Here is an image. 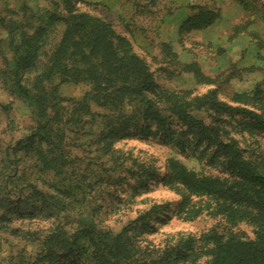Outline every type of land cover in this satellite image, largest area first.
Listing matches in <instances>:
<instances>
[{"label":"rangeland","instance_id":"1","mask_svg":"<svg viewBox=\"0 0 264 264\" xmlns=\"http://www.w3.org/2000/svg\"><path fill=\"white\" fill-rule=\"evenodd\" d=\"M73 5L131 42L152 72L158 105L210 91L237 105L236 95L261 91L264 107V0H73ZM208 12L218 15L212 25L193 24L195 16ZM58 16H66L63 0H0V264H44L45 240L58 232L117 235L128 229L132 257L122 264H213L219 245L253 237L251 227L232 226L207 209L205 197L189 195L176 180L179 167L223 176L219 165L209 164L211 150L193 144L192 132L180 121L172 118L171 129L189 145L184 150L137 133L133 121L146 124L132 105L119 110L92 105V115L81 111L76 104L90 92L86 83L54 79L37 91V78L50 67L66 28L54 20ZM31 54L33 64L18 67ZM18 83L43 94L42 116L18 92ZM195 114L214 124L210 113ZM40 123L54 129L53 145L45 149L60 167L56 173L44 172L35 154L22 150L38 141ZM127 123V132H110ZM229 129L242 149L264 156V134L252 138ZM53 264L69 263L58 258Z\"/></svg>","mask_w":264,"mask_h":264},{"label":"trees","instance_id":"2","mask_svg":"<svg viewBox=\"0 0 264 264\" xmlns=\"http://www.w3.org/2000/svg\"><path fill=\"white\" fill-rule=\"evenodd\" d=\"M63 2L66 16L54 20L64 22L66 28L50 67L37 78V91L42 92L44 84L54 79H59L60 83H86L90 92L76 104L81 111L92 115V105L116 110L132 105L146 124L138 126V121L134 120L132 124L137 133H151L184 150L189 145L176 137L171 129L172 118L180 121L192 132L193 144L211 150L209 164L213 167L219 165L223 176H199L179 167L176 180L189 195L205 197L210 212L224 216L232 226L246 224L253 232V237L246 240L231 238L219 245L212 253L213 264H264V156L252 149H242L229 129L233 126L236 134H248L252 138L264 134L261 91L252 97L236 95L234 101L237 105L219 100L215 91H210L191 101L171 97L169 105L164 108L153 100L158 88L152 72L134 51L131 42L118 35L110 23L79 12L73 0ZM217 18L216 13L208 12L195 16L193 24L207 27ZM34 59V54L28 55L19 61L18 67L33 64ZM17 86L18 92L42 116L43 94L33 95L20 83ZM52 97L59 99L57 93ZM200 111L210 113L214 124H206L195 114ZM40 126L38 141L22 150L33 152L42 163L44 172L56 173L60 167L45 149L53 145L54 129L42 123ZM129 127L128 123L123 124L120 129L114 128L110 132H127ZM128 233V229L117 235L90 230H80L73 235L53 233L46 238L40 257L44 264H53L58 258L69 264H122L132 257L133 247Z\"/></svg>","mask_w":264,"mask_h":264}]
</instances>
